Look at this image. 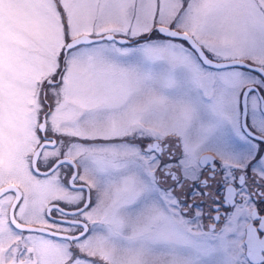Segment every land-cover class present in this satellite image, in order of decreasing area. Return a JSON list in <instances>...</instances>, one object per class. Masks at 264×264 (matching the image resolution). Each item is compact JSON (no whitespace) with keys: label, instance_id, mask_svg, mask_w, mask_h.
Here are the masks:
<instances>
[{"label":"snow or ice","instance_id":"1","mask_svg":"<svg viewBox=\"0 0 264 264\" xmlns=\"http://www.w3.org/2000/svg\"><path fill=\"white\" fill-rule=\"evenodd\" d=\"M0 264H264V0H0Z\"/></svg>","mask_w":264,"mask_h":264}]
</instances>
